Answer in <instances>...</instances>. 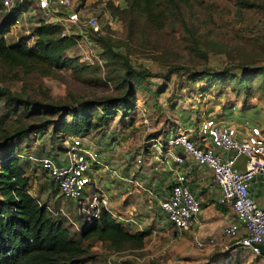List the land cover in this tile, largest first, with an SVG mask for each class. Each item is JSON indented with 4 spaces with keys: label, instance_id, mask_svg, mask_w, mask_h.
Listing matches in <instances>:
<instances>
[{
    "label": "rangeland",
    "instance_id": "obj_1",
    "mask_svg": "<svg viewBox=\"0 0 264 264\" xmlns=\"http://www.w3.org/2000/svg\"><path fill=\"white\" fill-rule=\"evenodd\" d=\"M251 1L177 0L179 12L169 0H87L98 26L85 27L87 37L79 35L76 45L66 49L74 57L70 66L44 72L35 62L19 65L0 57V86L22 98L2 120L0 140L12 138L13 149L28 159L29 191L78 231L76 201L62 196L39 166L40 156L59 154L69 143L61 112L92 121L86 133L92 145L116 147L134 158L143 137L161 129L163 123L154 119L179 116L197 123L214 110L232 122L264 125V0ZM7 12L0 5V18ZM19 15L26 17V12ZM38 15L12 26L3 35L6 43L24 34L32 43ZM85 54L88 58H82ZM126 61L160 74H127ZM105 97L113 99L108 108ZM125 98L131 107L121 103ZM4 100L0 96V114L6 110ZM143 119L155 128L146 130ZM32 122L46 124L18 137L16 131ZM102 167L92 177L105 189L112 180ZM155 215L150 224L154 231L150 229L141 246L112 247L100 240L87 244L95 264H264V255L239 247L200 246L188 231L175 234L160 208Z\"/></svg>",
    "mask_w": 264,
    "mask_h": 264
},
{
    "label": "built area",
    "instance_id": "obj_2",
    "mask_svg": "<svg viewBox=\"0 0 264 264\" xmlns=\"http://www.w3.org/2000/svg\"><path fill=\"white\" fill-rule=\"evenodd\" d=\"M0 5L7 11L14 10L10 28L30 16L32 20L34 13H39L37 19L61 26L62 35L87 37L84 28L98 26V16L87 8V0H0ZM20 11L26 12V17H21ZM82 58H88V54ZM67 136L70 140L65 149L59 154L40 156L39 166L53 179L62 196L76 201L77 214L85 222H91L99 217L102 209H108L116 220L127 224L131 218L107 206V197L92 177L95 168L107 166L103 149L92 145L87 134ZM148 140L157 141L154 145L162 142V138L148 136L143 137L142 144ZM165 141L170 146L181 147L197 163L211 169L220 190L218 201L228 205L234 214L222 229L224 235L234 237L230 249L239 247L253 255H263L264 203L254 198L249 184L255 175L264 173V126L236 123L214 112H205L192 132L178 130ZM175 159L182 161V154L176 153ZM141 160V155H137L136 162ZM158 205L180 232L194 227L202 208L200 198L187 182L186 173L179 169H175ZM46 206L52 210L48 204ZM71 222L77 225L74 219ZM195 242L203 244L201 240Z\"/></svg>",
    "mask_w": 264,
    "mask_h": 264
},
{
    "label": "trees",
    "instance_id": "obj_3",
    "mask_svg": "<svg viewBox=\"0 0 264 264\" xmlns=\"http://www.w3.org/2000/svg\"><path fill=\"white\" fill-rule=\"evenodd\" d=\"M169 1L177 4V0ZM239 1L247 4L252 2ZM177 6L180 12L179 4ZM13 17L14 10H10L0 18L1 58L19 65L35 62L45 67L44 72H48L52 67L71 65L74 57L67 54L66 49L76 45L79 34L62 35L61 26L38 18L31 30L34 37L32 43L27 42L30 36L24 34L8 44L3 34L10 30ZM130 72L141 78L160 74L147 69L139 70L126 61L125 73ZM217 73L219 75L221 71ZM195 80H198V77ZM0 96L8 99L3 101L6 110L0 114L1 124L5 115L13 110L22 98L12 94L6 86H0ZM112 100L105 97L102 100L103 105L108 108L113 105ZM121 103L127 108L131 107L127 98L122 99ZM207 112L219 115L214 110ZM59 117L64 121V128H69L68 135L86 134L93 125L92 121L84 116L79 118L76 113L65 117L61 112ZM42 124L46 123L32 122L18 129V137ZM56 129L57 127L53 126L54 132ZM12 142L13 139L9 136L0 140V264H95L94 254L88 249L95 240L107 241L112 247L142 245L148 230H131L127 224L116 220L108 209H102L99 217L89 223L77 216L81 222L75 226L78 231H72L63 214L52 213L46 203L29 191V161L23 152L13 149ZM55 187L57 188L56 185ZM82 239L88 242L84 243ZM261 248L264 254V245Z\"/></svg>",
    "mask_w": 264,
    "mask_h": 264
},
{
    "label": "crops",
    "instance_id": "obj_4",
    "mask_svg": "<svg viewBox=\"0 0 264 264\" xmlns=\"http://www.w3.org/2000/svg\"><path fill=\"white\" fill-rule=\"evenodd\" d=\"M146 130H153L154 125L148 122ZM156 124L163 123L161 129H155L149 136L156 139L162 138V142L148 140L138 147L134 154L135 158L124 150L116 147L99 146L103 149L107 166L102 167L111 176V184L105 189L97 184L102 193L107 197V206L120 212L131 219L128 226L131 230L145 229L150 233L159 209L158 201L168 190L175 169L184 171L187 182L195 194L200 198L202 208L197 216L198 220L194 227L189 230L194 241L201 240L205 248H213L215 245L220 249L231 248L234 237H228L222 233L223 225L233 219L231 208L218 201L220 190L213 180L212 171L204 164L197 163L190 155L186 154L181 147L170 146L166 138L178 131L187 130L192 132L197 123L194 119H154ZM152 122V120H151ZM159 128V127H158ZM91 142V141H90ZM166 142V143H165ZM176 153L182 154L183 160L175 159ZM141 155L142 160L136 162V156ZM131 156V157H129ZM250 191L259 203H264V173L255 175L249 184ZM154 209L157 211L154 212ZM154 218V219H153ZM166 218V216H165ZM165 220L168 221L166 218ZM174 227V226H173ZM174 233L178 229L174 228ZM210 238L212 241L210 242ZM230 241V242H226ZM201 246V245H200ZM264 255V254H263Z\"/></svg>",
    "mask_w": 264,
    "mask_h": 264
}]
</instances>
